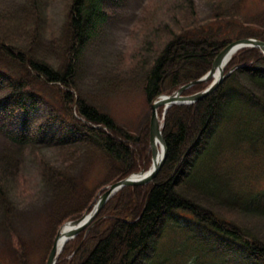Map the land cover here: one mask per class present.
Instances as JSON below:
<instances>
[{
    "label": "trees",
    "instance_id": "trees-1",
    "mask_svg": "<svg viewBox=\"0 0 264 264\" xmlns=\"http://www.w3.org/2000/svg\"><path fill=\"white\" fill-rule=\"evenodd\" d=\"M28 1L1 14L0 209L3 225L10 224L12 190L25 157L34 155L51 196L53 235L92 207L98 193L89 175L55 165L40 154L43 148L54 146L67 159L82 150L99 156L108 166L105 183H113L151 165L150 119L133 134L92 94L80 91L83 55L109 19L104 8L109 0H67L63 32L54 46L59 66L39 49L43 0ZM214 8V24L200 32L184 26L160 42L144 67L143 90L150 102L203 76L230 42L264 40V25L223 38L237 27L236 5L217 0ZM184 9L192 16L194 0H184ZM232 68L211 94L169 107L167 156L157 175L147 184L120 189L87 235L86 228L66 243L56 264H264V52L245 47L226 71ZM19 246L21 264H29L26 244L19 239Z\"/></svg>",
    "mask_w": 264,
    "mask_h": 264
},
{
    "label": "rangeland",
    "instance_id": "rangeland-1",
    "mask_svg": "<svg viewBox=\"0 0 264 264\" xmlns=\"http://www.w3.org/2000/svg\"><path fill=\"white\" fill-rule=\"evenodd\" d=\"M225 1L228 5H236L235 18L238 21L237 27L226 30L223 38L236 37L246 26L263 27L264 20L259 17L263 15L264 19V0ZM194 2L196 12L192 16L184 9V0H109L105 3L109 19L83 55L79 87L81 93L92 94L103 110L133 134H139L151 117V102L143 90L144 69L150 65L160 42L167 38V32L180 31L184 26L191 28L192 32H200L215 23L217 0ZM26 3L29 1L0 0V27L3 28L5 22L1 19L3 12L21 9ZM66 10L67 0H43L39 49L56 66L60 62L54 46L58 45L63 32ZM144 61L146 64L142 66ZM114 81L118 82L117 86L112 83ZM159 112L163 117L164 107H160ZM3 144L4 137L0 134V148ZM40 154L57 166H69L77 174L89 175L95 181L90 185H95L98 193L95 202L112 183H105L108 181L105 160L88 155L85 150L75 159H67L54 146L43 148ZM11 198L15 210L10 224L3 225L0 209V264H21L24 257L19 239L26 244L24 254L29 264H46L59 228L55 234L49 233L51 196L34 155L28 153L25 157Z\"/></svg>",
    "mask_w": 264,
    "mask_h": 264
},
{
    "label": "water",
    "instance_id": "water-1",
    "mask_svg": "<svg viewBox=\"0 0 264 264\" xmlns=\"http://www.w3.org/2000/svg\"><path fill=\"white\" fill-rule=\"evenodd\" d=\"M245 47H257L264 52V40L255 37H244L230 42L216 57L213 67L203 76L194 79L173 91L157 96L151 102L152 114L150 118V148L152 152V164L148 169H142L111 183L101 193L95 204L87 209L84 214L77 219L68 220L63 223L56 235L46 264H56L65 244L73 239L82 230L90 228V224L99 214L103 206L120 189L125 186L147 184L151 182L162 167L167 156V145L164 138V119L169 107L175 104H190L214 92L220 83L228 76L234 68L226 72V67L232 57ZM210 81L202 90L191 94L184 92L193 85ZM164 107L163 117L160 116L159 108ZM69 227L66 234H62L64 228Z\"/></svg>",
    "mask_w": 264,
    "mask_h": 264
},
{
    "label": "bare ground",
    "instance_id": "bare-ground-1",
    "mask_svg": "<svg viewBox=\"0 0 264 264\" xmlns=\"http://www.w3.org/2000/svg\"><path fill=\"white\" fill-rule=\"evenodd\" d=\"M68 230H69V227L67 226L66 228H64L62 234H66Z\"/></svg>",
    "mask_w": 264,
    "mask_h": 264
}]
</instances>
